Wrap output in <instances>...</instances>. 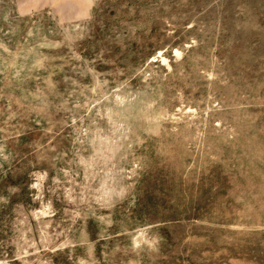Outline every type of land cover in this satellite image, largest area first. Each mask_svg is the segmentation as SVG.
Wrapping results in <instances>:
<instances>
[{
	"label": "rangeland",
	"instance_id": "rangeland-1",
	"mask_svg": "<svg viewBox=\"0 0 264 264\" xmlns=\"http://www.w3.org/2000/svg\"><path fill=\"white\" fill-rule=\"evenodd\" d=\"M0 264H264V0H0Z\"/></svg>",
	"mask_w": 264,
	"mask_h": 264
}]
</instances>
